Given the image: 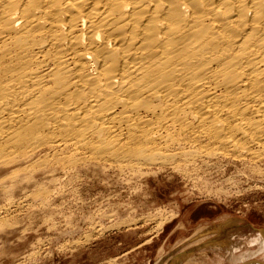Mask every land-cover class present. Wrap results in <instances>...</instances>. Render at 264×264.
Wrapping results in <instances>:
<instances>
[{
    "label": "bare ground",
    "instance_id": "1",
    "mask_svg": "<svg viewBox=\"0 0 264 264\" xmlns=\"http://www.w3.org/2000/svg\"><path fill=\"white\" fill-rule=\"evenodd\" d=\"M183 135L264 160V0H0V165L162 162Z\"/></svg>",
    "mask_w": 264,
    "mask_h": 264
},
{
    "label": "rangeland",
    "instance_id": "2",
    "mask_svg": "<svg viewBox=\"0 0 264 264\" xmlns=\"http://www.w3.org/2000/svg\"><path fill=\"white\" fill-rule=\"evenodd\" d=\"M190 137L162 162L43 147L0 165V264L264 263V160Z\"/></svg>",
    "mask_w": 264,
    "mask_h": 264
},
{
    "label": "crops",
    "instance_id": "3",
    "mask_svg": "<svg viewBox=\"0 0 264 264\" xmlns=\"http://www.w3.org/2000/svg\"><path fill=\"white\" fill-rule=\"evenodd\" d=\"M242 260V259H241ZM239 260L238 262H234L233 264H241V263H243L244 262V260Z\"/></svg>",
    "mask_w": 264,
    "mask_h": 264
}]
</instances>
